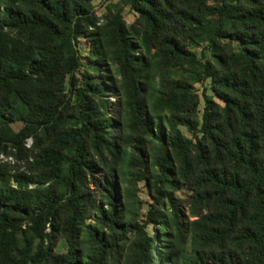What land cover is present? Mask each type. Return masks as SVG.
I'll return each mask as SVG.
<instances>
[{
	"label": "trees",
	"instance_id": "trees-1",
	"mask_svg": "<svg viewBox=\"0 0 264 264\" xmlns=\"http://www.w3.org/2000/svg\"><path fill=\"white\" fill-rule=\"evenodd\" d=\"M120 3L0 0V264H264V0Z\"/></svg>",
	"mask_w": 264,
	"mask_h": 264
},
{
	"label": "rangeland",
	"instance_id": "rangeland-1",
	"mask_svg": "<svg viewBox=\"0 0 264 264\" xmlns=\"http://www.w3.org/2000/svg\"><path fill=\"white\" fill-rule=\"evenodd\" d=\"M120 1L121 0H113L111 2H105L104 0H93V5L95 7V11H96L98 16L104 15V13L106 12L105 9L108 7L109 4L112 5L111 8L114 5H117V6L122 8L123 15L125 17L127 24L133 23L134 20L136 19V15L129 10L128 6L121 5ZM81 48H80L81 49V55L85 56L87 53L88 47L85 45V43H81ZM201 49L202 48L197 49V52L199 54L201 52ZM85 63H87V61ZM79 76L80 75H78L77 79H80ZM209 85H210V83L207 80L203 84H196L193 86V89L197 92V94L200 98L199 115H198L199 120L201 118L202 111L204 108V101H203L204 95L213 97L214 101L220 104V101L217 99V97H215L213 95V93L210 91ZM104 96H105L104 99L107 100L108 103H110V110L114 111V109L116 108V103H117L116 92H114L112 89H110L108 92L105 93ZM182 132L185 136L190 137V135L185 131V129H182ZM31 142L32 141L30 140L28 145H30ZM0 160L3 162L9 163L11 166H20L21 171L25 168L22 165L23 163L17 162L14 157H5V156L0 155ZM190 194H191L190 190L186 186H184V187H182L181 190L176 192L174 195L175 198L178 199V201H179L177 203L178 210L180 212L181 219L184 221L185 220L192 221L195 219V217H192V215L190 214V204L188 203ZM138 196L140 197V199L142 201V205H143L142 211H143V213H145L147 211L148 205L151 203V200L147 195V191H146L144 184H142V183L139 185ZM153 231H154L153 227L148 228V232H149L151 237L153 236ZM65 250H66V245H65L64 241L58 240V242L55 246V252L56 253H62V252H65Z\"/></svg>",
	"mask_w": 264,
	"mask_h": 264
}]
</instances>
